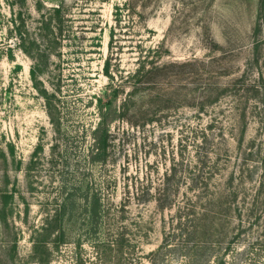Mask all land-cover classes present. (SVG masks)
<instances>
[{
    "label": "rangeland",
    "instance_id": "obj_1",
    "mask_svg": "<svg viewBox=\"0 0 264 264\" xmlns=\"http://www.w3.org/2000/svg\"><path fill=\"white\" fill-rule=\"evenodd\" d=\"M125 1L0 0V149L7 156L6 164L0 160V204L5 200L1 194L8 193V226L0 225V264H35L30 258L32 234L43 224L47 211L54 209L55 200L72 186L84 189L100 178L101 169L83 159L91 144L90 129L98 122L95 98L108 83L102 65L110 52L112 64L124 74L134 70L140 50H158L163 66L152 93L160 97L153 104L160 110L157 121L134 128L121 121L111 124L117 140L106 173L114 183L110 195L115 203L122 201L127 189L152 191L162 186L170 160L179 151L184 164L188 162L190 148L184 137L190 127L199 131L212 126L208 131L211 143L204 148L215 144L216 156L209 153L212 161L207 162L217 165V191H224L226 179L239 173L250 142L264 157V13L260 15L259 0H129L130 8L118 24L114 7ZM58 7L64 23L61 37L56 21L49 20ZM257 25L260 32L255 35ZM110 28H114L111 51ZM33 59L42 63L35 73L39 90H58L69 136L66 147H61L60 163L53 169L47 166L52 128L31 75ZM217 96L201 115H195L193 102L205 103ZM39 144L42 151L37 164L27 173ZM175 160L181 165L178 157ZM259 165L260 161L248 162L236 201L241 207L245 204L247 214L258 182L254 169ZM237 182L235 186H240ZM184 187L180 183L179 192ZM130 203L126 215L130 222L141 221L148 228L136 254L140 264H149L145 258L160 245L163 221L171 213L161 212L154 202ZM66 222L68 243L51 264H72V246L78 239L92 256L85 244V222L77 216ZM263 230L264 221L251 231L245 228L241 248ZM253 264H264V260L255 259Z\"/></svg>",
    "mask_w": 264,
    "mask_h": 264
},
{
    "label": "trees",
    "instance_id": "obj_2",
    "mask_svg": "<svg viewBox=\"0 0 264 264\" xmlns=\"http://www.w3.org/2000/svg\"><path fill=\"white\" fill-rule=\"evenodd\" d=\"M128 1L114 7V17L118 24L121 23L124 10L128 11L130 8ZM259 12L263 16L264 0H259ZM52 14L49 20L56 21L55 28L61 37L64 27L62 11L58 7ZM45 29L52 34L49 26H45ZM259 32L260 25H257L254 33L257 35ZM113 35L114 28H110L109 51L112 49ZM110 54L112 55V52ZM111 55L103 60L102 73L108 83L102 94L95 98L98 122L90 129L88 137L91 144L83 159L101 169L100 178L87 184L84 189L81 186H72L68 193L67 190L61 193L55 200L54 209L45 214L43 224L33 231L30 258L35 264H51L52 260L57 258V254H60L61 247L68 243L69 223L66 219L71 220L77 216L81 222L82 220L85 222L84 237L87 239L85 244L88 245L86 247L92 256L87 255V249L83 248L82 241L78 239L72 246L74 249L72 264H140L141 260L136 250L140 242L147 238L148 228L141 221L130 222L126 216L130 201L136 200L141 203L154 202L161 212L171 213L167 221H163V238L160 245L145 258L149 264L160 262L162 264L166 261L178 264H253L255 259L262 257L264 260V230L254 242L251 244L246 242L248 244L244 250L240 246L245 241L242 239V233H245L243 230L247 228L251 231L264 221V157L262 158L258 150H253L254 142H250V146L244 151L239 173L230 175L225 181L224 191L220 192L214 189L217 165L207 162L212 161L209 153L216 156L215 144L213 143L209 149L204 148L207 143H211L208 131L212 126L199 131L190 127L187 129L188 136L184 137L190 148L188 162L185 161L184 164L182 151L175 156L180 159L181 165H184L182 171H177L181 165L178 162L174 163L177 160L173 157L170 160V169L164 174L162 186L152 191L140 188L136 191L127 189L119 203H115L111 198L110 191L114 188V183L106 170L109 159L114 156L117 140L116 135L111 132V124L114 121H121L134 128L157 121L156 114L160 110L159 108L156 110L153 104L155 98L160 97L152 93L157 85L156 78L163 68L159 63L161 54L158 50H140L134 70L126 74L112 64ZM32 61L34 66L31 75L35 88L42 95L45 114L52 128L53 143L47 158V166L53 169L58 162L60 163L59 157L63 152L61 147H66L65 142L69 136L67 127L63 125L64 117L62 107H59L58 90L55 87L51 92L46 89L39 90L35 73L36 70H41L42 63H37L35 59ZM112 67L116 70L113 71ZM117 77L118 84L114 83ZM217 100L218 96L210 98L205 103L201 100L193 102L195 115H201L206 104ZM240 115L244 120L245 113ZM243 133L242 129L241 137ZM41 151L42 145L39 144L31 156L27 173L34 170ZM9 155L13 157L12 147L9 148ZM257 156L259 160L254 161V157L256 159ZM0 160L7 163V156L2 149ZM249 161L255 163L260 161V165L254 169L257 174L259 173L258 182L250 199L247 214L244 210L245 204L241 207L236 201L240 197V189L244 187V175L248 171ZM237 180L240 186H235ZM180 183L185 185L183 192H179ZM7 196V192L1 194L5 200ZM5 200L0 204L2 227L8 226ZM242 201L246 202L245 196ZM16 248L14 242L12 249L16 251Z\"/></svg>",
    "mask_w": 264,
    "mask_h": 264
}]
</instances>
